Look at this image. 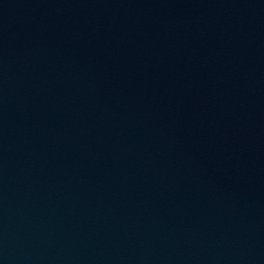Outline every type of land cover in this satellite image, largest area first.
Masks as SVG:
<instances>
[{
  "label": "water",
  "instance_id": "95a60500",
  "mask_svg": "<svg viewBox=\"0 0 264 264\" xmlns=\"http://www.w3.org/2000/svg\"><path fill=\"white\" fill-rule=\"evenodd\" d=\"M0 264H264V0H0Z\"/></svg>",
  "mask_w": 264,
  "mask_h": 264
}]
</instances>
